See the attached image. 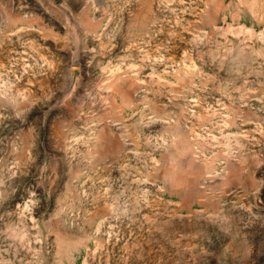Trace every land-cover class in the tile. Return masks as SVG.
<instances>
[{"label":"rangeland","instance_id":"obj_1","mask_svg":"<svg viewBox=\"0 0 264 264\" xmlns=\"http://www.w3.org/2000/svg\"><path fill=\"white\" fill-rule=\"evenodd\" d=\"M0 264H264V0H0Z\"/></svg>","mask_w":264,"mask_h":264}]
</instances>
